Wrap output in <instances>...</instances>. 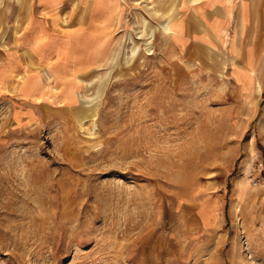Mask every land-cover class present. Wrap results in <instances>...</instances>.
Masks as SVG:
<instances>
[{
    "label": "rangeland",
    "instance_id": "obj_1",
    "mask_svg": "<svg viewBox=\"0 0 264 264\" xmlns=\"http://www.w3.org/2000/svg\"><path fill=\"white\" fill-rule=\"evenodd\" d=\"M156 1L0 0V264H264V11L221 75Z\"/></svg>",
    "mask_w": 264,
    "mask_h": 264
},
{
    "label": "crops",
    "instance_id": "obj_2",
    "mask_svg": "<svg viewBox=\"0 0 264 264\" xmlns=\"http://www.w3.org/2000/svg\"><path fill=\"white\" fill-rule=\"evenodd\" d=\"M157 2L170 3L175 7L170 8L168 12L156 11V13L165 19L164 24L168 22L176 28L175 37L172 39L176 50L188 51L192 46H202L208 49L210 46H215L217 49H221L222 44L216 33L226 28L230 34H235V31L240 29V50L254 54L255 45L251 43V39L254 34H257L255 29L259 26L257 21L260 19V12L264 11V0H157ZM70 3L72 7V2L70 1ZM81 3L82 6L85 5L84 0H81ZM77 23L79 26H85L78 21ZM16 29L18 26L15 27ZM24 56L27 57L30 65H36L34 64L36 56L33 55L29 47L24 48ZM38 57L40 58L39 55ZM238 59L243 67L244 62L239 57ZM19 61L21 60L18 56L8 58L2 76L6 71L11 79L16 78L17 69H20ZM230 65L232 66V64L227 66ZM27 71L29 74L30 72L34 73L29 69ZM44 72L42 71L43 74L39 72L40 77H44ZM92 76L93 74L89 72L83 74L87 82L91 80ZM34 79L31 77L28 82L31 83ZM17 80L13 82L15 83ZM73 106L76 107L77 104L73 103L68 108H73Z\"/></svg>",
    "mask_w": 264,
    "mask_h": 264
},
{
    "label": "bare ground",
    "instance_id": "obj_3",
    "mask_svg": "<svg viewBox=\"0 0 264 264\" xmlns=\"http://www.w3.org/2000/svg\"><path fill=\"white\" fill-rule=\"evenodd\" d=\"M149 1H152V0H149ZM154 6H155L154 8L156 9L157 12H161V3L160 2L156 1ZM85 7H86L85 8L86 11L84 10V14L88 13V6H85ZM157 14L158 13H156V15ZM162 28L165 31V33H167V34L172 33V27H171V25L168 22L165 23L162 26ZM216 35L218 36V38L220 39V42L222 44V46L220 47L221 49H217L215 46H210L209 50L211 52H220L225 57V62L222 65L223 73L221 75H223L225 73L228 63L232 64V66L234 68L239 69L238 68L239 67V64H238L239 59H238V57H239V54L241 52V50H240L241 48L239 47L240 46V41H241L240 40V29L235 31V34H230L227 29H222L220 31H217ZM230 47H232V52L231 53H230ZM138 50L139 49L137 47H135V49L132 52V57L136 56V54L138 53ZM255 52H256V49H254V59L257 62V58H256ZM250 76H252L254 79H256V91L258 92V94L261 93L262 92V84L260 82L259 76L252 69H251ZM77 82H78L79 86L83 87L82 81L78 80ZM81 101L84 102V103L88 102L87 100H84L83 98H82Z\"/></svg>",
    "mask_w": 264,
    "mask_h": 264
},
{
    "label": "built area",
    "instance_id": "obj_4",
    "mask_svg": "<svg viewBox=\"0 0 264 264\" xmlns=\"http://www.w3.org/2000/svg\"><path fill=\"white\" fill-rule=\"evenodd\" d=\"M253 182L255 183V185H262L264 187V177L255 178V179H253Z\"/></svg>",
    "mask_w": 264,
    "mask_h": 264
}]
</instances>
